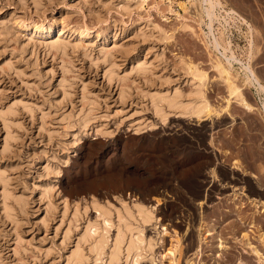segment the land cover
I'll return each instance as SVG.
<instances>
[{
    "label": "rangeland",
    "instance_id": "rangeland-1",
    "mask_svg": "<svg viewBox=\"0 0 264 264\" xmlns=\"http://www.w3.org/2000/svg\"><path fill=\"white\" fill-rule=\"evenodd\" d=\"M203 2L0 0V264H264V93L235 64L227 108L209 45L264 85V0ZM185 62L211 117L155 110Z\"/></svg>",
    "mask_w": 264,
    "mask_h": 264
},
{
    "label": "bare ground",
    "instance_id": "bare-ground-1",
    "mask_svg": "<svg viewBox=\"0 0 264 264\" xmlns=\"http://www.w3.org/2000/svg\"><path fill=\"white\" fill-rule=\"evenodd\" d=\"M141 6H143L148 0H134ZM206 6H205V5ZM220 3L217 2V0H204L203 2V9H204V15L210 20V24L214 23V18L216 12V7ZM233 11V10H232ZM232 14V13H231ZM235 14V12H233ZM237 15V13H236ZM22 27V26H21ZM38 29V27H37ZM42 30V29H41ZM86 33V32H85ZM205 34V33H204ZM213 36V34H212ZM209 37V36H208ZM214 39L211 40L209 45L213 47L217 52L220 53V57H217L213 61V68L219 73L221 79L226 83L228 88V99H227V108L230 106V103L232 100H235L237 103H239L241 106L245 108H251V105L247 102L246 98L243 96L242 90L239 88V86L236 84L237 76L233 74L234 71V65L239 64L241 70L243 71L244 75V81L246 83L251 84L259 92L264 93V85L260 81V79L257 77L255 71L252 69L250 64H241L238 62L237 58L233 55H228V49L226 46L224 47L222 42L219 41V39L216 36H213ZM209 47V46H208ZM221 48H223V52L221 51ZM186 71L188 76H190V82L193 86V90L191 93V99H189L187 102H184L182 99V95L177 90L176 92L172 93L170 96H159V97H153V104L155 107V110L160 114L162 118L166 117V110H178L179 113L182 115H188V116H201L202 114H206L207 117H211L214 112L209 108L208 102L206 100L205 96V82L207 79V73L202 71L199 65L193 64V63H187L185 62ZM193 94V95H192ZM190 96V95H189ZM228 181V180H227ZM205 200H207V196L204 197ZM138 214L142 218V222H148L153 220V214L146 209H143L141 207L138 208ZM124 224V223H123ZM125 225V224H124ZM127 231H130V228H128L127 225L124 226ZM131 232V231H130ZM125 232L121 231V228L119 229L118 239L114 245L115 250L112 253V260L118 259L120 256V251L123 250L122 244H124L125 238ZM263 237V235H262ZM140 239V238H139ZM138 238L133 239L131 237L128 241V247H127V255H131V252L133 250L139 249L138 244ZM126 241V240H125ZM99 244L100 248V242H96V245ZM95 246V245H94ZM93 249L97 250L96 246ZM98 246V245H97ZM122 248V249H121ZM79 251L75 252V254H72V264H82L84 262V257L81 255L82 253H78ZM102 253V252H101ZM136 253V252H135ZM137 255V253H136ZM135 257V256H134ZM137 264V263H136Z\"/></svg>",
    "mask_w": 264,
    "mask_h": 264
}]
</instances>
